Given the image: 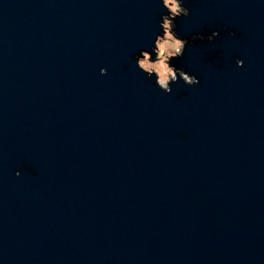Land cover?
<instances>
[{"label":"water","instance_id":"1","mask_svg":"<svg viewBox=\"0 0 264 264\" xmlns=\"http://www.w3.org/2000/svg\"><path fill=\"white\" fill-rule=\"evenodd\" d=\"M182 6L165 94L162 0H0V264H264V0Z\"/></svg>","mask_w":264,"mask_h":264},{"label":"clouds","instance_id":"2","mask_svg":"<svg viewBox=\"0 0 264 264\" xmlns=\"http://www.w3.org/2000/svg\"><path fill=\"white\" fill-rule=\"evenodd\" d=\"M162 6L167 11V14L161 17L159 24L162 35L156 36L151 51H142L135 59L137 68L148 79L151 80L154 77L155 84L161 92L170 94L172 92L171 85L178 81H183L184 85L189 87L197 85L199 81L197 77L190 76L171 64V61L183 57L186 47L189 45V41L179 39L174 31L176 28L174 22L178 18L187 17L189 11L182 6V0H162ZM218 35L219 33L213 32L208 37L209 42L215 40ZM195 39H202V37H193V40ZM153 55L155 60L152 58ZM236 64L242 67L243 61L237 60ZM101 75H107V71L102 69ZM19 175L18 172L17 176Z\"/></svg>","mask_w":264,"mask_h":264}]
</instances>
